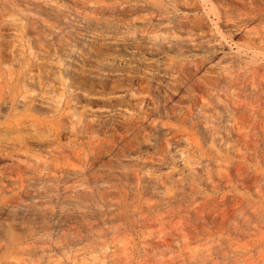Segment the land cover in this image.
<instances>
[{"label":"rangeland","instance_id":"obj_1","mask_svg":"<svg viewBox=\"0 0 264 264\" xmlns=\"http://www.w3.org/2000/svg\"><path fill=\"white\" fill-rule=\"evenodd\" d=\"M0 264H264V0H0Z\"/></svg>","mask_w":264,"mask_h":264},{"label":"bare ground","instance_id":"obj_2","mask_svg":"<svg viewBox=\"0 0 264 264\" xmlns=\"http://www.w3.org/2000/svg\"><path fill=\"white\" fill-rule=\"evenodd\" d=\"M217 20V19H216ZM247 52V51H246Z\"/></svg>","mask_w":264,"mask_h":264}]
</instances>
